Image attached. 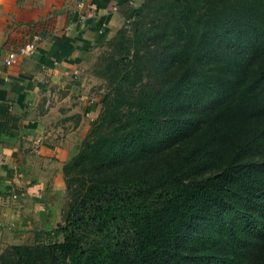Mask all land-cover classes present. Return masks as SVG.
I'll return each mask as SVG.
<instances>
[{"label":"trees","instance_id":"1","mask_svg":"<svg viewBox=\"0 0 264 264\" xmlns=\"http://www.w3.org/2000/svg\"><path fill=\"white\" fill-rule=\"evenodd\" d=\"M205 1L137 50L163 83L136 93L135 64L112 81L64 166L63 241L14 246L19 264H264V0ZM15 120L0 105V131Z\"/></svg>","mask_w":264,"mask_h":264},{"label":"crops","instance_id":"2","mask_svg":"<svg viewBox=\"0 0 264 264\" xmlns=\"http://www.w3.org/2000/svg\"><path fill=\"white\" fill-rule=\"evenodd\" d=\"M143 1L90 0L79 9L77 0H0V58L37 45L0 75V105L16 119L0 131V231L46 230L54 218L61 222L64 166L81 147L79 124L63 128L77 104L66 107L74 91L62 88L72 86L77 58L90 41L118 27L129 4Z\"/></svg>","mask_w":264,"mask_h":264},{"label":"rangeland","instance_id":"3","mask_svg":"<svg viewBox=\"0 0 264 264\" xmlns=\"http://www.w3.org/2000/svg\"><path fill=\"white\" fill-rule=\"evenodd\" d=\"M203 1L206 2L205 0H144L140 5L134 7L131 16L122 19L118 27L111 32L107 30L103 33L100 32V36L95 40H91L90 44L82 50L81 55L77 58V72L74 74L76 75L74 79L79 80V82L75 83L74 80L70 84L72 86L68 85L62 88L67 94L71 90L74 91V101L71 99L66 107L71 109L72 105L77 104L75 106L77 112H73L72 116L67 117L68 121L64 123L63 128L68 129V127L79 124L80 150L83 148L84 140L90 137L92 129L103 110L111 85H113L111 83L117 76L123 75L127 70L130 71L134 64L140 68V76L135 72L131 73L130 81L137 80L135 83L136 93L142 88H150L153 84H161L166 80L162 75L155 72L154 66H143L144 62L136 55L137 50H140L139 56L146 57V48H143V46L153 28H155L154 25L159 22L158 19L161 18L162 13L168 12L170 8L173 9V12L179 13L182 7L189 2H191V5L197 4L199 6ZM158 4L162 6L159 7ZM173 39L170 37V39L162 42L167 44L171 41L173 43ZM122 40L125 46L122 45ZM125 47L129 48L130 54L121 58V53ZM134 55L136 60L130 63L129 60H132ZM118 68L121 69L120 73L116 72ZM115 73L118 74L115 75ZM69 202L70 195L66 187L65 194L62 198L60 196L58 200V214L61 217L59 223L64 220ZM57 219L54 218L49 226L51 228L46 230L43 228H37L36 231L26 229L21 233L17 232V234L14 230L10 233L0 231V264H19L24 259L21 257L23 251L15 250L14 246H45L56 241H63L62 235L53 233V230L59 224Z\"/></svg>","mask_w":264,"mask_h":264},{"label":"built area","instance_id":"4","mask_svg":"<svg viewBox=\"0 0 264 264\" xmlns=\"http://www.w3.org/2000/svg\"><path fill=\"white\" fill-rule=\"evenodd\" d=\"M90 0H77V5L79 9H85ZM116 9V8H115ZM85 16L82 15L81 19H84ZM37 45L33 42H29L24 46L20 47L17 51H12L8 53V55L4 58H0V75L3 73L6 67L12 66L16 64L20 58V56H29L36 51Z\"/></svg>","mask_w":264,"mask_h":264}]
</instances>
